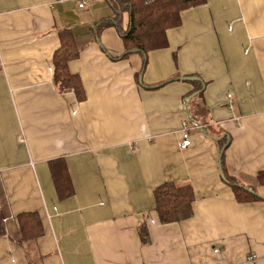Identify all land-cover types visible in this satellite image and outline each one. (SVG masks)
Masks as SVG:
<instances>
[{
	"label": "crops",
	"instance_id": "0c3cea01",
	"mask_svg": "<svg viewBox=\"0 0 264 264\" xmlns=\"http://www.w3.org/2000/svg\"><path fill=\"white\" fill-rule=\"evenodd\" d=\"M77 2L0 0V264H264V0H205L166 47L126 56L115 26L98 29L109 1ZM62 28L83 99L52 80ZM225 175L256 199L238 201ZM165 181L191 186L189 218L160 223ZM29 211L43 227L33 249L15 241Z\"/></svg>",
	"mask_w": 264,
	"mask_h": 264
},
{
	"label": "trees",
	"instance_id": "16d2710c",
	"mask_svg": "<svg viewBox=\"0 0 264 264\" xmlns=\"http://www.w3.org/2000/svg\"><path fill=\"white\" fill-rule=\"evenodd\" d=\"M112 14L100 20L98 29L115 26L124 45L123 56L138 51L146 55L149 51L167 45V30L180 24L181 12L189 7L199 5L205 0H108ZM124 19V22H123ZM60 45L52 58L53 83L61 91L73 90L78 99H83V90L77 76L67 69V62L75 57L73 34L62 28L58 31ZM50 170L59 197L72 194L66 166L62 160L50 162ZM230 187L238 201L256 199V195L228 178ZM257 180L264 184V170L257 173ZM154 210L160 223L178 222L192 215L193 190L190 185H178L165 181L153 190ZM0 213V234L4 231ZM17 234L15 241L33 249L35 239L43 233L41 219L37 212H21L16 215ZM142 242L148 241L146 225H139Z\"/></svg>",
	"mask_w": 264,
	"mask_h": 264
},
{
	"label": "built area",
	"instance_id": "2783aa9c",
	"mask_svg": "<svg viewBox=\"0 0 264 264\" xmlns=\"http://www.w3.org/2000/svg\"><path fill=\"white\" fill-rule=\"evenodd\" d=\"M89 3H90V0H78L77 5H78L79 8H84L87 5H89ZM227 99H228V105L231 106L232 100H231V95L230 94H227ZM180 134H181V138H180V141H179V147L180 148L188 147L191 144V140H190V128H188L186 120H184L182 122V127L180 129ZM151 222H152V220H151ZM216 251H217V249H214V252H216ZM247 260L248 261H254V260H256V258H255L254 255H249L247 257Z\"/></svg>",
	"mask_w": 264,
	"mask_h": 264
},
{
	"label": "water",
	"instance_id": "95a60500",
	"mask_svg": "<svg viewBox=\"0 0 264 264\" xmlns=\"http://www.w3.org/2000/svg\"><path fill=\"white\" fill-rule=\"evenodd\" d=\"M180 78L183 79V80H195V79L199 80V78H197L196 76H181ZM222 176L224 178V174ZM245 189H247L248 191L252 192V190L249 189V188H245Z\"/></svg>",
	"mask_w": 264,
	"mask_h": 264
}]
</instances>
